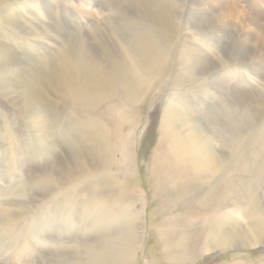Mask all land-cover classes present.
Listing matches in <instances>:
<instances>
[{
	"label": "bare ground",
	"instance_id": "bare-ground-1",
	"mask_svg": "<svg viewBox=\"0 0 264 264\" xmlns=\"http://www.w3.org/2000/svg\"><path fill=\"white\" fill-rule=\"evenodd\" d=\"M177 1L0 0V91L15 108L12 116L0 111V125L28 130L29 152L22 206L11 213L0 210V224L13 234L10 245L0 247V264H132L136 259L145 236L144 203L130 193H108L112 178L104 174V164L111 161L108 153L116 142L107 141L113 140L112 132L118 133V120L111 118L107 98L121 99L126 105L145 95L153 80L172 81L151 164L153 184L162 188L160 198L165 202L169 183L182 173L189 191L203 177L213 178L219 172L216 181H222L224 164L233 154L218 151L199 125L189 124L179 106L181 92L187 91L183 84L195 80L193 91L199 81L209 80L220 103L204 115L225 145L236 149L243 140L255 137L257 127H264V115L256 110L252 92L241 93L231 85L238 81L236 74L250 87L259 75L250 23L216 15V7L206 0ZM89 5L110 11L109 19H94ZM192 8L195 12L183 21L181 16ZM193 29L201 35L194 34L200 38L191 44L205 56L217 55L220 63L215 68L185 42ZM214 32L236 38L240 49L224 52V42ZM175 67L184 73L175 74ZM231 68H241L232 74L233 81L210 80ZM183 129L180 141L177 134ZM260 134L264 136L263 131ZM14 140L21 152V143L17 137ZM117 151L125 160L133 157V145L122 139ZM177 154L184 159L179 161ZM36 155L43 162L35 167ZM18 164L26 166L25 161ZM9 167L12 172L16 165ZM214 183L212 190L218 186ZM262 213L250 221L249 229L235 225L239 219L233 225L215 219L192 232L196 241L190 245L187 241L180 251L173 244L177 235L166 230L187 221L179 216L172 224L162 223L160 244L165 254L178 251L180 258L194 247L188 259L204 251L259 246L264 242ZM250 231L255 234L247 239ZM64 237L70 239V246H63Z\"/></svg>",
	"mask_w": 264,
	"mask_h": 264
},
{
	"label": "rangeland",
	"instance_id": "rangeland-1",
	"mask_svg": "<svg viewBox=\"0 0 264 264\" xmlns=\"http://www.w3.org/2000/svg\"><path fill=\"white\" fill-rule=\"evenodd\" d=\"M192 1L194 0H189L188 3ZM206 1L210 2L214 8L216 7L214 12L216 15H220L227 20L235 22L243 20L250 23L248 27L252 29V45L257 54L254 56V58H256L255 63L256 65L259 63L257 69L259 75L256 81H251V87L248 86V83L244 80L242 75L236 74V80L238 81H233V73H238L241 68H237L238 70L235 68L227 69L225 71L228 72H226L225 75L220 74L219 76L212 77L210 80L219 78L221 81L223 79L226 83L233 81L231 85L233 88H237L238 91L243 92L245 90L247 93L252 92L250 95H253L256 110L264 115V0ZM86 8L95 12L94 19L97 21H100V19L103 20L104 18L109 19L107 16L110 14V11L107 12L108 10L106 11V9L98 5L93 7L89 5ZM192 12H195V8H192L191 11L187 10V12L181 16V19L184 21L186 16ZM101 14H103V17ZM105 19L104 21H106ZM242 23L244 24L245 22ZM193 31L195 30L193 29L190 31L188 38L185 39V37L182 38L183 36H180V39H185V42L188 43L190 48L197 50L192 44L195 42L198 43L201 33ZM214 33L218 39L223 40L224 52L227 53L239 48V41L237 43L236 38L231 39L230 37H223L217 32ZM194 34H198L199 36ZM197 51L200 52L205 63L208 64L209 60L214 63L213 68L220 63L216 58L217 55L215 56V54H213L211 57H208L205 56L204 52L200 50ZM218 69L221 70L223 68L219 67ZM175 70V74L177 73L180 75L184 73L181 68L175 67ZM159 82L160 83L153 80L150 85L145 87V95L129 104L121 105V99L118 98L112 100L107 98L106 101V106H108L107 109L112 113L111 118L115 121L118 120L116 121L118 133L112 132L111 136L113 140L107 141V143L111 145L116 142L114 143V147L111 148L113 151L108 153L107 159H111V161H109L108 164H104V174H108V178H112L107 183L108 193H130L141 198L144 203V209L142 205L141 207L138 206L139 209H143L144 213L145 236L142 239L140 250L137 252V257L132 264H264V242L262 245L251 248L204 251L197 254V256L194 254L190 259H188V256L191 254V250H193L194 247L190 249L187 256H185L186 254L183 255L185 257L180 258V255H177L178 251H180L181 247L187 241L189 245L191 242H194V240L196 241V239H194L195 235H193L192 232L205 229L207 226H210V223L215 219H223L222 221H224L225 224L230 225L234 224V220L239 219L235 222V225H240L243 229H249L253 226L250 221H254V219L258 218L256 215L263 214L264 136L263 134L261 135L260 132H264V127H257L255 137L251 138V140H243L236 149L225 145L223 141L213 133L214 129L212 130V125L209 121H206V116L204 115L207 108L216 110L214 107L220 103V99L217 98L216 93H214V90L209 86V80L205 77L203 80L199 81L198 87H195L193 91L191 86L195 85V80H190L183 84L184 87L186 86L184 90L190 93L184 91L183 94L181 92V96L183 97L178 95L181 98L179 100L181 103H179V106L183 108L182 110L185 109L189 124L194 123L199 125V127L203 129L204 137L212 140L215 147L218 148V151L221 149V151L227 153L233 152V154L231 159L227 156L228 159L224 164L223 182L220 181L219 184L216 181L218 180L217 178H220L221 173L219 172L220 174L217 173L213 178L203 177L201 182L199 181L201 184L189 191L186 189L188 188L186 186L187 176H185V173H182L184 175H179L178 178L173 179L172 182L169 183L171 185H168L170 187L168 188L169 191L165 189L169 199L168 202H165V200L160 198L163 195V192H161L162 188L158 186V190V188H156L157 186L155 187L153 184L154 179L152 180L151 176H154V174H152L151 164L153 152L160 139L162 128L161 121L164 108L169 98L168 90L171 88L172 81L168 77H164ZM155 84H157V88H154ZM200 84H202V86H200ZM0 111L10 116L15 114V108L12 106L11 102L8 101V97L4 96L1 91ZM216 115L217 114L214 113V116ZM27 133L28 130H22L20 126L17 127L16 131L9 126L0 125V210L4 209L7 213H11L12 210L15 211L21 207V200H24V193H27L26 183H24L28 176V170L26 168L27 159L29 157L28 141L26 140ZM184 135L185 131L183 129L181 133L179 132L177 134V139L181 141ZM115 136L118 137L117 141L115 140ZM14 137L18 138L23 151L21 150L20 152L17 150L18 144L16 140H14ZM133 137L135 143L133 142ZM120 139H122L125 145H131V148L133 145V157L130 161L125 160L123 155L117 151L120 145ZM117 142L118 146L116 148ZM220 144H222L221 148L219 147ZM178 149L176 151H178ZM20 153L24 155L18 157L21 155ZM176 158L179 161L184 159L182 155H178ZM20 161H25L26 166L17 165ZM33 161L32 166L35 167L43 162L42 158L39 159L37 155L34 157ZM12 163H15L16 167L15 170L11 172L9 165ZM213 183L215 186L218 184V186L212 190L211 185ZM103 185L106 186V181L103 182ZM223 200L225 202H223ZM167 203L169 204L167 205ZM222 203L224 204L222 205ZM126 205L127 204L123 207L126 208ZM209 208H212V210ZM239 213H241V215ZM179 216L187 221L177 223L178 225H172L169 229H166L171 230L172 235H177L174 238L173 244L176 247L179 246L178 251H175L174 254L171 253V255H167L165 254L164 246L160 244L161 237L159 230L162 228L164 222L169 221V223L172 224ZM27 220H29V216ZM79 226L81 229L84 228L83 225ZM59 227L61 229L64 228V226ZM8 228V226L6 227L0 224V247L10 245L12 242L11 238L13 234H10ZM253 234L255 233L250 231L246 238L248 239V237H251ZM61 242L65 244L63 246L71 245L70 239L67 237L61 239ZM168 260H173L174 262H169ZM6 264H10V262Z\"/></svg>",
	"mask_w": 264,
	"mask_h": 264
}]
</instances>
